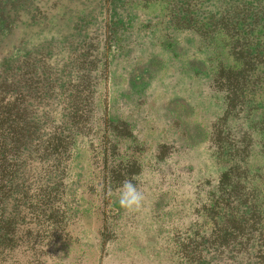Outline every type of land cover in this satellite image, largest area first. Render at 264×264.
<instances>
[{
	"label": "rangeland",
	"instance_id": "374dc122",
	"mask_svg": "<svg viewBox=\"0 0 264 264\" xmlns=\"http://www.w3.org/2000/svg\"><path fill=\"white\" fill-rule=\"evenodd\" d=\"M236 221L264 227V0H0V264H264Z\"/></svg>",
	"mask_w": 264,
	"mask_h": 264
},
{
	"label": "trees",
	"instance_id": "16d2710c",
	"mask_svg": "<svg viewBox=\"0 0 264 264\" xmlns=\"http://www.w3.org/2000/svg\"><path fill=\"white\" fill-rule=\"evenodd\" d=\"M244 163H245V161H243V163H241L243 165H240V166H241V169L243 170V173L245 174V176H243L244 177L243 181H244V183H246V185H244L243 188L246 189L248 187L247 183L249 184L250 180L253 181V179L256 178L259 181L258 178L261 179V176H259V175L255 176L254 175V177H251V174H249V173H251V170L247 167L246 163L245 164ZM220 177H222L223 179L220 178V180H219L217 190H216V195H215V197H213V200H214V204H216L218 202L220 203V204H218V207L221 211H225L226 213H228L232 209V206L240 205V199H239V197L236 198L237 194L234 193L232 188L231 187L229 188V186L227 185L226 179H225L226 174L225 175L221 174ZM248 190H249V188H248ZM250 190L253 191L252 188H250ZM250 194H251L250 195L251 201L256 202L259 199L258 195L252 194L251 192H250ZM252 198H256V201L253 200ZM217 200H219V201H217ZM235 201H236V203H235ZM244 205H246V204L244 203ZM248 205L252 206L251 210H254L252 208H255V209L257 208V205L255 206L251 202ZM210 210H213V209L211 208ZM256 215L258 217L261 216L259 213H257ZM248 218H249V220L251 219V214H250V216H248ZM263 229H264V227L261 226L259 223L258 224L257 223H250L249 225H246L245 223L243 224L241 221H236L235 225L230 226V229H229V231L233 230V234H231L232 237L229 240H226L225 243H223V244H227V245L228 244H231V245L234 244V247L237 249V251L241 250L243 252H247L249 250V248L251 247V245L254 243V245L262 246V249L264 250V238H262L264 235ZM189 240H191V242H192L193 237L191 236ZM209 242L212 243V241H209ZM196 244H199V243H196ZM183 245H184V243H183ZM206 249H209L208 245L206 246ZM180 250H182V249H180ZM258 251L261 253H264V251H260V249H258ZM235 254L237 255V252ZM232 257L235 258L234 254L232 255ZM263 259H264V255H260L257 263H261Z\"/></svg>",
	"mask_w": 264,
	"mask_h": 264
},
{
	"label": "clouds",
	"instance_id": "9594fccd",
	"mask_svg": "<svg viewBox=\"0 0 264 264\" xmlns=\"http://www.w3.org/2000/svg\"><path fill=\"white\" fill-rule=\"evenodd\" d=\"M119 193V205L126 210H139L145 199L143 191L133 183V180L126 179L116 189Z\"/></svg>",
	"mask_w": 264,
	"mask_h": 264
}]
</instances>
